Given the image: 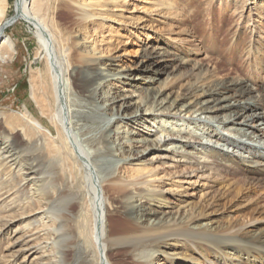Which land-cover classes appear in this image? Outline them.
<instances>
[{"label": "bare ground", "instance_id": "6f19581e", "mask_svg": "<svg viewBox=\"0 0 264 264\" xmlns=\"http://www.w3.org/2000/svg\"><path fill=\"white\" fill-rule=\"evenodd\" d=\"M7 1L0 0V57L5 59L8 55L4 50L10 51L14 47L11 37L5 33L6 28L19 19L34 27L52 79L53 97H49L51 88L46 81L40 82L38 78L33 83V97L36 99V95H40L43 113L60 128L59 134L67 143L64 144L71 149L72 161L80 160L85 170L86 196H90L94 210L90 233L97 250L98 264H113L107 254L120 244L127 245V254L133 264H264V211L260 213V217L263 216L261 222L251 221L240 228L223 230L215 228L211 221L193 224L196 223L193 222L194 216L203 214L197 211L198 204L185 202V205L172 210L166 222L159 216H151L144 222L133 218V233L122 238L110 233V210L107 207L110 200L104 189L106 184L110 192L119 193L125 186L129 206L148 209L153 215L158 210L150 206L162 207L170 203L169 198L160 197L168 191L162 184L173 171L169 168L197 166L190 167L194 170L192 174L209 171L214 177L223 171L239 170L245 174L247 182L224 180L220 182L221 192L233 193L235 197L242 194L241 204L236 206L246 210L255 205L260 210L258 203L264 202V42H254L244 54L249 64L248 77L208 85L205 83L208 79L211 81V66L203 67L197 62L192 65L196 71L195 80L185 86L183 94H173L167 91V82L152 86H142L141 83L156 81L157 73L169 63L177 61L179 65H185L189 62L188 58L178 56L182 49L178 37L165 32L163 37H159L162 45L158 44L151 54L137 48L140 54L131 68L115 67L118 56L110 52L114 49L112 43L122 42L120 38L128 39L123 42L126 44L130 41L127 33L117 30L122 27L129 32L128 20L140 22V25L145 23L140 29L156 22L165 23L170 16L179 20L180 13L173 14L172 11L175 0H64L85 29L79 42L84 46L81 51L83 68L80 70L83 92L74 94L86 102L81 105L70 101L66 78L69 66L58 52L56 36L42 18L39 3L36 0H17L15 16L8 18ZM135 2L143 5L133 10ZM147 29L144 32L148 36ZM162 31L157 29V33ZM188 35L192 36L191 33ZM243 46L240 41L235 47ZM231 69L227 75L234 70ZM75 72L73 69L71 74L75 75ZM56 105L57 112L50 111ZM83 108L88 110L87 114L104 116V132L100 137L92 138L89 133L81 137L77 135L73 119L85 116ZM128 109L132 111L128 113ZM3 117L6 124L12 122L6 114ZM171 118L177 122L171 123ZM17 120L22 122L18 124L20 127L11 123L8 136L0 133V142L6 138L3 145L0 143V208L3 207L4 212L0 217V234L12 232L15 219L35 227L28 230L26 226H18L13 230L16 239L12 248L16 245L18 248L8 250H12L7 253L9 261L14 264H32L34 261L36 264L90 263L84 246L75 244L78 232L68 224L73 214L71 205L79 204L81 197L78 193L69 192L67 186L56 184L55 160L58 157L52 144V130H44L43 133L32 128L37 126V120L29 111L21 113ZM143 122L144 125L139 127ZM16 133L24 135V143L17 142ZM83 141L93 143L95 154L86 148ZM144 145L147 147L141 151V158H146L145 153H151L155 148L166 149L169 154L155 156L148 166L137 168L136 177L143 175L144 178H130L128 184H120L116 167L121 161L126 163L135 159V148ZM47 157L49 159L44 162ZM210 157L214 165L212 162L208 168ZM141 163L143 161L140 160L136 166ZM66 167L63 169L68 170L66 175L72 179V166L69 163ZM126 173L125 182L129 177L128 170ZM17 176L22 177L21 183L15 180ZM22 186L25 187L24 193L20 190ZM255 194H260L257 201L253 197ZM25 203L36 204L37 207H32L28 214L19 212L17 207ZM200 204L205 203L200 201ZM181 207H189L187 210H194L195 215L192 213L193 216L180 219ZM230 230H238V233L231 235ZM252 234H255L256 244L248 245L241 236L248 238ZM180 246L182 249L176 248ZM69 248H75V258L71 263L66 258Z\"/></svg>", "mask_w": 264, "mask_h": 264}, {"label": "rangeland", "instance_id": "374dc122", "mask_svg": "<svg viewBox=\"0 0 264 264\" xmlns=\"http://www.w3.org/2000/svg\"><path fill=\"white\" fill-rule=\"evenodd\" d=\"M16 1L17 0L7 1L6 17L13 18L15 16L17 10ZM253 1L254 3H252ZM36 2L39 3L42 18L56 36L57 49L62 60H65L66 64L69 66L66 78L68 81L67 84L69 88L70 101L71 103L83 104L84 101L82 102V99L78 98L74 94H81L83 92L80 80V70L83 68L81 51L84 49V46L79 42L83 39V32H85L83 30L85 29L78 23L70 9L67 8L64 0H36ZM134 5L135 6H133V8L131 6L133 10L143 4L135 2ZM172 9L173 14L179 12L181 18H179V20H175L176 18L174 16H170L169 19H166L165 23L159 24V22H156L158 25H156V23H152L146 28L144 27V29L150 27L147 29L150 34L148 36L144 32V29H140L142 28L141 26H145V23L144 25H140V22L136 23L135 21L131 22L128 20L127 24L131 29L129 32H126L122 27L117 29L121 33H127V35L130 36V41L126 44L123 42L128 41V39L120 38L122 39V42L119 44L112 43L111 47L114 49L110 52V54L118 56L115 67L131 68L135 66L134 62L140 54V50L137 52L136 49L140 48L143 51H146V54H151L152 49L157 47L158 44L162 45L159 41V37H163L162 34L168 32L181 40L180 45L182 46V49L180 50L178 56L188 58L189 62L185 65H179V62L174 61L163 66L161 71H159L156 75V81L152 83H141L142 86H152L157 85L159 82H167L168 92L171 91L173 94L181 92L183 94L186 89L185 86L189 85L196 78V71L192 68V65L197 62H200L203 67H208L209 65L211 66L212 73L209 76L211 81L209 82L208 79L205 83L208 85L214 84L212 82L217 83L222 80L242 76L248 77L249 64L247 63L248 59L245 58L244 54L249 48H251L254 42H264V0H175L174 7ZM137 15L138 14H136V16ZM157 29H163V31L157 33ZM5 33L11 37L14 47L13 50L10 51L7 49L4 50L6 55H8L5 59L0 57V133H4L8 136V132L10 130L9 128L12 126L11 123L13 126H19L18 124L22 122H18V116L21 113L28 111L33 115L34 119L37 120V126L33 125L34 127L32 128L36 131L40 129L43 133L44 130H52L54 138L52 144H54L53 146L57 149L56 155L58 157L57 159H59L57 160L55 158L56 156H54L56 159L55 172L58 174L56 175V184H60V186H67L69 192L73 191V193H78L81 197L79 204L74 203L71 205L73 214L70 216L68 224L71 228L78 232V238H76L77 240L75 241V244L84 246L85 256H88V259L91 261L88 264H98L97 250L93 245L90 233L93 223L92 215L94 210L91 207L90 196H86V186L84 185L85 170L80 160H77L76 163L72 161V155L70 152L71 149L68 145H65L67 144L66 140L63 139L61 134H59L60 128L54 126L51 118L47 117L48 115L43 113V100L40 99V95H36V99L33 97V83L37 80V78L39 81H46L47 85L51 88L49 97L51 96V99L53 97L52 79L48 71L44 52L41 49L39 37L37 36L34 27L22 19H19L17 23L13 24V26L6 28ZM190 33L192 36L188 35ZM240 41L243 42L244 46L240 48L235 47ZM188 50H191V52H188ZM230 67L232 68L231 70H234L232 73L227 75L230 71L228 70ZM73 69L76 70L75 75L71 74ZM37 87L38 85L36 86V89ZM121 87H125V85H121ZM144 94L145 93L142 95ZM228 94H231V92ZM84 104H86V102ZM73 108L75 107L73 106ZM46 109L49 110V108H45L44 110ZM57 109L58 105L52 107L50 111L57 112ZM83 110L85 111L84 117L73 119L77 135L81 137L83 134L89 133V136L92 138L100 137L104 132V116L91 115L89 113L87 114L88 110L86 108H83ZM128 110V113L132 111V109ZM249 112L251 111H247L246 113ZM4 114L12 119L10 124H6L4 121ZM170 120L171 123L176 121V119L172 118ZM143 125L144 122L141 123L139 127ZM5 139L6 138H3L0 142L1 145H3V141H5ZM16 140L20 144L24 143V135L22 133H16ZM84 145L89 150L91 149V151L95 154L93 143L84 142ZM146 147L147 145L136 147V151L134 150L133 153L135 159H130L126 163L121 161V163L116 167L120 184H128L130 178H144L143 175L139 176L140 178L136 177L138 173L137 170H139L137 168H144V166H148V164H150L149 162L153 160L152 158L155 156L161 154L166 156L169 154L166 149L163 150L162 148H155L151 149V153H145L146 158H141V151L145 150ZM62 152L63 154H66H60ZM48 159V157L45 158L44 162ZM69 159L71 161H69ZM140 160L143 161V163H141L138 167V165L136 166V163ZM212 162L214 165L213 158L210 157L208 168ZM69 163L72 166L71 173L74 175L72 179L68 178V174L66 175L68 170L63 169ZM62 164H64L65 167ZM128 165H132V167H128ZM190 167L197 168V166L190 165H180L176 168H169L173 171L169 176L164 178L162 184V187L166 188L168 191H165L163 195H160V197L164 196L165 198H169L170 203L168 201L169 204L166 205H171L172 207H168L166 205L162 207L150 206L151 208L158 210V213H153V215L149 213L150 211L148 209L143 210L141 207H135L133 209V207L129 206L127 203L128 191L125 186L122 187V190L119 193H115L110 192L107 189V185L104 184L107 199L110 200V204L107 206L108 210H110V233L116 237H129L133 233V224L131 223L133 218L144 222L145 219L150 218L151 216H153V218L159 216L162 217L161 220L166 222L169 219L172 210L174 211L179 208V206L185 205V202L198 204V210H196L203 214V216H194L193 222L196 223L193 224L211 221L215 228H224L223 230H228L233 227L240 228L247 222L263 221V216L260 217V213L264 211V202L258 203V207L261 208L260 210L255 205H252L248 209L244 210L243 208L236 206L237 204H241L242 194L235 197L233 193L221 192L220 182L224 180L240 179L242 180V184L247 182L245 174L241 173V171H223L221 172V175L214 177V174L209 171L204 172V174H192L194 170L190 169ZM127 170L129 172V177L125 182ZM15 180L17 182L20 180L21 183L22 177L17 176ZM10 184L12 185V183ZM7 186H9V183ZM20 190L24 193L25 187L22 186ZM259 195L260 194L253 195L255 201H257V197H260ZM200 201L207 205L200 204ZM25 204H20L17 207L18 211L20 210L19 212L28 214V211L30 212L31 208L36 206V204L32 205L31 203L29 205L28 203L26 205ZM20 206L24 209L26 206L27 207L24 210L20 208ZM109 207L111 209H109ZM188 208L189 207L180 208V219L187 218L188 215H195V211L192 209L187 210ZM185 210L187 211L185 212ZM2 212L3 207L0 208V217L4 214V212ZM18 220L19 219L14 220V224L11 226L12 232H6L2 234V236L0 234V264H14L11 260L9 261L10 256L7 254L12 251L10 250L8 252V250L12 248L13 244H15L16 238L13 236V230H15L18 226H26L28 230H32L34 229L33 227H35L29 222ZM184 222L186 221H182L181 223ZM230 231H232L231 235H236L238 233V230ZM254 236L255 234H252L251 236H248V238H243V236H241V238L244 242L248 243V245H252L256 244ZM118 246V248L110 249L108 252L107 256L109 260L113 264H133L130 255L127 254V245L120 244ZM17 248L18 246L16 245L12 249L14 250ZM176 248L182 249L181 246ZM186 249L189 253L188 247ZM74 251L75 248L74 250L72 248L67 250L66 258L68 263H71L75 258ZM32 264H36L35 261Z\"/></svg>", "mask_w": 264, "mask_h": 264}]
</instances>
